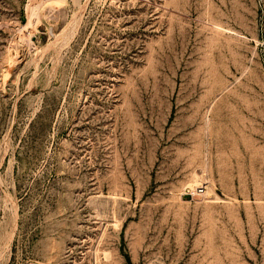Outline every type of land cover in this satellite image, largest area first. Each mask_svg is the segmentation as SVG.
<instances>
[{
	"label": "rangeland",
	"instance_id": "374dc122",
	"mask_svg": "<svg viewBox=\"0 0 264 264\" xmlns=\"http://www.w3.org/2000/svg\"><path fill=\"white\" fill-rule=\"evenodd\" d=\"M0 264H264V0H0Z\"/></svg>",
	"mask_w": 264,
	"mask_h": 264
},
{
	"label": "built area",
	"instance_id": "2783aa9c",
	"mask_svg": "<svg viewBox=\"0 0 264 264\" xmlns=\"http://www.w3.org/2000/svg\"><path fill=\"white\" fill-rule=\"evenodd\" d=\"M202 192H203V189L202 188H198V189H196V191L194 192V194L198 195V194H200Z\"/></svg>",
	"mask_w": 264,
	"mask_h": 264
},
{
	"label": "bare ground",
	"instance_id": "6f19581e",
	"mask_svg": "<svg viewBox=\"0 0 264 264\" xmlns=\"http://www.w3.org/2000/svg\"><path fill=\"white\" fill-rule=\"evenodd\" d=\"M198 184V183H197Z\"/></svg>",
	"mask_w": 264,
	"mask_h": 264
}]
</instances>
